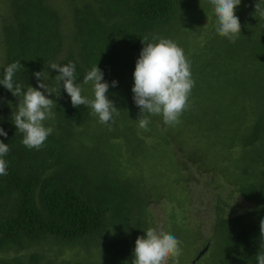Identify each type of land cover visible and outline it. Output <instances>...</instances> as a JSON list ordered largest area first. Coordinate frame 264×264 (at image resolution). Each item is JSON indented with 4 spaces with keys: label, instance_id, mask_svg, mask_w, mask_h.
<instances>
[{
    "label": "trees",
    "instance_id": "trees-1",
    "mask_svg": "<svg viewBox=\"0 0 264 264\" xmlns=\"http://www.w3.org/2000/svg\"><path fill=\"white\" fill-rule=\"evenodd\" d=\"M258 2L241 0L236 8L241 35L233 43L217 33L208 0H0V79L5 67L19 62L15 82L25 91L31 86L43 92L33 74H48L43 82L58 88L59 73L50 63H74L77 83L97 64L102 82L109 84L106 95L119 110L102 124L89 106H72L61 82L59 93L47 97L56 104L55 118L44 122L53 132L39 150L28 149L12 123L18 98L0 85V128L7 133L0 142L9 147L3 157L7 175L0 176V264L125 260L131 244L150 227L148 206L158 199L140 190L145 178L126 163L147 167L145 152L156 151L161 141L169 146L175 137L197 143V152L170 155L187 195L188 163L211 171L226 166L218 165L217 153L237 150L243 161L235 166L239 177L222 178L221 187L230 185L250 207L223 214L225 202H219L209 244L230 264H257L256 256L264 254V18L255 14ZM154 38L171 39L184 50L194 87L178 124L169 126L161 116L145 113L151 116L145 131L135 128L140 109L131 89L142 42ZM82 87V95L93 99L92 85ZM225 108L230 112L223 118ZM202 109L219 114L222 131H213L220 136L214 142L209 143L210 130L202 124ZM145 137L152 139L151 146ZM185 216L183 210L184 223Z\"/></svg>",
    "mask_w": 264,
    "mask_h": 264
},
{
    "label": "clouds",
    "instance_id": "clouds-1",
    "mask_svg": "<svg viewBox=\"0 0 264 264\" xmlns=\"http://www.w3.org/2000/svg\"><path fill=\"white\" fill-rule=\"evenodd\" d=\"M214 9L216 17V31L230 42H235L241 35L239 18L235 14L241 0H208ZM255 14L264 18V7L261 0L255 5ZM147 38H145L146 40ZM156 42H142L139 58L133 72L134 84L131 89L133 101L140 109L138 126L145 131L150 123L145 113L159 115L166 125L174 126L180 122V117L189 107V98L194 87L191 64L184 54V50L176 42L167 38H154ZM50 69L59 75L54 79L58 88H50L43 81L49 79L42 71L33 75L37 78L39 89L16 83L14 76L22 68L19 62H13L3 69L0 85H3L14 97L18 98L12 123L18 132L23 134L21 143L28 149L39 150L53 128L45 127L44 122L55 118L53 108L56 104L47 98L62 87L70 97L72 106H89L92 114L99 122L107 124L119 115V110L107 97L109 84L103 81V72L94 65L84 76L81 83H77L75 64L69 62L61 65L50 63ZM92 85L93 99L82 95V85ZM116 81H112L115 87ZM45 93L47 95H45ZM59 95V94H58ZM57 95V96H58ZM0 136L7 133L0 128ZM9 152L7 144L0 142V176L7 175V162L3 157ZM144 236L137 237L133 250L132 264H179L182 255L181 241L170 232L149 227ZM260 233L264 235V219L260 221ZM257 264H264V254L256 256Z\"/></svg>",
    "mask_w": 264,
    "mask_h": 264
},
{
    "label": "rangeland",
    "instance_id": "rangeland-1",
    "mask_svg": "<svg viewBox=\"0 0 264 264\" xmlns=\"http://www.w3.org/2000/svg\"><path fill=\"white\" fill-rule=\"evenodd\" d=\"M224 96L227 97L226 99L230 98L228 94H224ZM237 102L242 105V101ZM227 104L230 103L226 102L225 105ZM233 111L235 112L237 109L233 108ZM229 112L230 110L225 108L222 112L223 118L229 114ZM200 113L203 115L202 124L210 130L208 132V135H210L209 143L212 141L214 142V140L220 136L213 133V131H222V129H219L217 123L219 114L214 113V115L211 116L203 109L202 111L200 110ZM205 113H207V115ZM151 116L148 115L147 118L149 119ZM192 118L194 120L197 116ZM137 126L138 123L135 125V128ZM196 130L198 131V128H196ZM200 134L203 136L205 135L204 133ZM143 139L147 146L152 145L151 138L145 137ZM201 141H204V138H201ZM172 142L173 144L170 143L168 146L167 143L164 144V141H161L158 143L156 151H146L145 160L149 165L145 168L144 166L140 167V165L139 167H132L130 162L126 163L130 171L135 170L136 175H138L139 170L142 173L140 174L145 178L146 184L141 183L138 185L140 190L146 195L151 194L153 197L158 198L152 200L148 206L147 214L150 227L170 232L181 241L182 255L179 257V264H230V258L223 257L220 249L209 243H211V238L213 236V226L217 219L216 206L219 202H225V204H222L223 214H239L242 210L241 207L244 209L250 207V204L245 203L240 196L232 190L230 185L226 184L223 189L221 187L222 178L231 177L236 179L239 177L236 167L242 164L243 161L239 159V157L237 159V154H235L237 151L236 149L227 153L226 151H221L222 154L221 152L217 153L214 158L218 161V165L220 163H226V166L219 168L215 165L213 170L205 171L198 163H196V166L189 164L182 153H176L180 160H184L189 166V173L191 175L190 180L183 183L187 185L189 191L187 195L181 188L183 186L182 183L178 182L182 180L177 177L178 174L174 163L176 162L175 156L172 159L170 155L175 154L174 151L176 150L182 151L186 155L197 152V143L182 137L172 138ZM143 146L144 145H142V147ZM164 151L166 155H164ZM216 171H220V173H214ZM176 181L179 185H172V183ZM183 210L186 211L185 217L189 219L186 223L181 219ZM197 223H199V226L196 225ZM206 245H209L208 249L197 259ZM134 247L135 244L132 243L127 258L120 262L117 261L115 264H132ZM71 251L74 252L75 250L72 249ZM63 253L65 254L67 251ZM90 257H96L94 251L90 253Z\"/></svg>",
    "mask_w": 264,
    "mask_h": 264
},
{
    "label": "water",
    "instance_id": "water-1",
    "mask_svg": "<svg viewBox=\"0 0 264 264\" xmlns=\"http://www.w3.org/2000/svg\"><path fill=\"white\" fill-rule=\"evenodd\" d=\"M207 249H208V245H206L204 247L203 251H201V253L198 255L197 259H199L206 252Z\"/></svg>",
    "mask_w": 264,
    "mask_h": 264
}]
</instances>
